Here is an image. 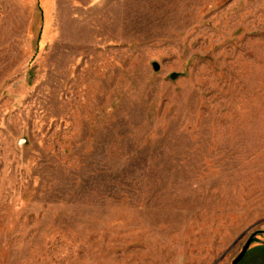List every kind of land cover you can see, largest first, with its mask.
Returning <instances> with one entry per match:
<instances>
[{
  "label": "rangeland",
  "instance_id": "obj_1",
  "mask_svg": "<svg viewBox=\"0 0 264 264\" xmlns=\"http://www.w3.org/2000/svg\"><path fill=\"white\" fill-rule=\"evenodd\" d=\"M250 236L236 264H264V0H0V264Z\"/></svg>",
  "mask_w": 264,
  "mask_h": 264
},
{
  "label": "water",
  "instance_id": "obj_2",
  "mask_svg": "<svg viewBox=\"0 0 264 264\" xmlns=\"http://www.w3.org/2000/svg\"><path fill=\"white\" fill-rule=\"evenodd\" d=\"M252 238L253 236H250L247 238V240L244 242V244L240 248L239 252L231 260L230 264H236L239 261V259L243 256L245 250L247 249L249 243L252 241Z\"/></svg>",
  "mask_w": 264,
  "mask_h": 264
},
{
  "label": "crops",
  "instance_id": "obj_3",
  "mask_svg": "<svg viewBox=\"0 0 264 264\" xmlns=\"http://www.w3.org/2000/svg\"><path fill=\"white\" fill-rule=\"evenodd\" d=\"M258 242H256V244H257ZM255 244V243H254Z\"/></svg>",
  "mask_w": 264,
  "mask_h": 264
}]
</instances>
